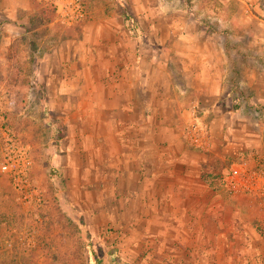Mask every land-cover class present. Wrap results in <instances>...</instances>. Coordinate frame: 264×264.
Masks as SVG:
<instances>
[{"label": "rangeland", "instance_id": "1", "mask_svg": "<svg viewBox=\"0 0 264 264\" xmlns=\"http://www.w3.org/2000/svg\"><path fill=\"white\" fill-rule=\"evenodd\" d=\"M246 4L242 16L236 0H0V264H157L150 252L159 240L143 238L165 226L139 218L157 219L158 210L145 215L132 206L131 185L119 183L113 167L109 110L125 79L127 88L148 90L141 98L153 154L168 150L158 147L168 139L172 147L173 137L184 140L185 121L205 129L207 182L237 202L250 238L243 245L253 250L247 264H264V196L233 193L225 180L242 160L259 168L264 158V0ZM194 21L229 27L230 89L218 97L175 96L167 88L179 83L170 72V28L210 33ZM166 37L164 55L150 48ZM141 98L132 97L133 105ZM193 102L196 111L185 112ZM181 147L202 156L187 142ZM8 170L25 175L17 181Z\"/></svg>", "mask_w": 264, "mask_h": 264}, {"label": "crops", "instance_id": "2", "mask_svg": "<svg viewBox=\"0 0 264 264\" xmlns=\"http://www.w3.org/2000/svg\"><path fill=\"white\" fill-rule=\"evenodd\" d=\"M236 1L241 4L240 13L244 16L246 11L244 5L248 6L246 4L248 0ZM191 18L195 20L193 16ZM173 26L170 30L176 38L173 40L171 50L175 63L172 67L174 69L170 72L172 79L179 83L175 87H167L168 90L171 89L175 96L195 97H218L225 89L229 90V62L226 50L229 27L213 26L215 29L213 30L194 21V27L202 33L210 30L209 34L199 38L182 24ZM167 42L168 37L150 48H157L159 54L164 55L168 46H171ZM260 58L256 61L259 62ZM161 61L164 65L167 63L164 58H161ZM124 76L126 77L125 71ZM167 77V81H170L171 77L169 78L168 74ZM141 79L147 80V77L142 74ZM125 81L126 79L116 85L120 92L116 94V104L109 110L110 128L115 130L110 135L111 140H114L115 149L113 167L119 183L131 185V188L126 190V199L128 198L132 206H139L144 214L150 209L158 210L157 219L140 216L139 223L165 226L159 234L150 233L144 236L143 239L147 242L159 240L156 251L150 252L155 258L151 259L148 253L147 259L155 260L157 264H247L246 256L249 257L253 250L243 245L247 244L250 238L249 232H246L236 214L237 202L229 203L207 182L211 172L207 162L211 156L206 158L204 155V151L209 148V136L205 129L197 119L185 121L183 125L185 141L173 137L176 139V143L173 141V144H176L173 147L169 139L166 143L160 141L159 143H162L158 144V147L166 144L168 150L165 149L164 153L162 150L161 153L156 151L153 154L149 147V107L147 101L143 104L141 98L142 93H147L148 90L144 89L146 87L141 83L137 92L136 89L129 87L132 83H129L127 88ZM219 82H224V85L217 84ZM122 85L124 89H121ZM134 96L141 98L139 104L133 105L131 99ZM197 105L193 102L185 112L191 113ZM193 123L195 129H201L204 136L194 137L191 128ZM184 142L201 150L199 154L202 156L186 154L185 149L183 151L181 147L184 146ZM165 162H172V168L165 167ZM246 162L251 166L255 161ZM168 210L173 211L172 217L168 216ZM134 220L135 218H132L131 222L136 223ZM166 225L171 227L167 228ZM169 229L172 230L171 233ZM168 238L172 243L162 244V239L168 241Z\"/></svg>", "mask_w": 264, "mask_h": 264}, {"label": "built area", "instance_id": "3", "mask_svg": "<svg viewBox=\"0 0 264 264\" xmlns=\"http://www.w3.org/2000/svg\"><path fill=\"white\" fill-rule=\"evenodd\" d=\"M192 132H194V137L204 136L201 129H195V123L191 125ZM250 166L245 160L240 163L235 164L231 172L225 180L229 187L232 188L233 193L242 195V193H247L249 191L259 192V194L264 196V158L262 159L259 168ZM3 170H7V165H4ZM11 172V170H8ZM17 181L25 175V170L18 172H11Z\"/></svg>", "mask_w": 264, "mask_h": 264}, {"label": "trees", "instance_id": "4", "mask_svg": "<svg viewBox=\"0 0 264 264\" xmlns=\"http://www.w3.org/2000/svg\"><path fill=\"white\" fill-rule=\"evenodd\" d=\"M126 13V12H125ZM128 17V18H127ZM126 20H131V17L129 16V14L128 15H126ZM218 181V179H215V181ZM210 181V180H209ZM210 186H212L213 188H215L216 189V186H214V185H212L211 183H210Z\"/></svg>", "mask_w": 264, "mask_h": 264}]
</instances>
